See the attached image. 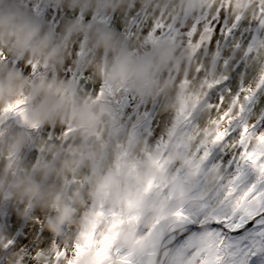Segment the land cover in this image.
<instances>
[{"label":"clouds","instance_id":"obj_1","mask_svg":"<svg viewBox=\"0 0 264 264\" xmlns=\"http://www.w3.org/2000/svg\"><path fill=\"white\" fill-rule=\"evenodd\" d=\"M218 14L239 25L219 55L216 34L206 50L146 39L199 22V42ZM262 80L264 0H0V264H215L217 248L238 264L235 238L264 213L235 231L213 218L234 203L229 159L264 163ZM162 232L175 239L161 251Z\"/></svg>","mask_w":264,"mask_h":264},{"label":"snow or ice","instance_id":"obj_2","mask_svg":"<svg viewBox=\"0 0 264 264\" xmlns=\"http://www.w3.org/2000/svg\"><path fill=\"white\" fill-rule=\"evenodd\" d=\"M139 14H137L138 16ZM221 19L218 14L212 21L214 23L216 20ZM165 25L156 26L153 25L150 32L156 35H164ZM239 25L236 23H229L225 20L224 27L220 29L221 37L224 44H227L234 33L238 30ZM200 30L199 22L193 24L191 30L187 32H180V36L187 42L189 47L195 46L196 48L203 47L206 50V46L211 43L215 35V29L212 24H207L203 28L205 35L200 36V41L196 39V34ZM216 49L218 53H221V40L216 41ZM238 70V69H237ZM264 84V80H262ZM244 90V82L240 81L237 87V93H241ZM245 108L242 113L241 121L244 119V113L250 112L258 102V98L255 95L245 96ZM264 122V116L261 118ZM241 125H237L240 127ZM264 141V135L260 137ZM264 156V153H261ZM208 153L204 154L206 158ZM232 162H235V168L230 173L225 196H234V203L231 210L220 216H216L213 219L217 223L221 220H226V227L230 230H237L243 228L244 225L249 221L253 220L254 217L261 213H264V163L258 164L250 153L244 152L241 154L240 160H235L233 158ZM242 202L251 203L254 207L242 206ZM176 216L180 217L182 213H175ZM183 219L186 224H195L196 221L184 216ZM205 223L204 221L200 222ZM254 227L249 229L243 236L236 237L235 240L238 245V253L240 256L238 264H264V218H260L254 221ZM163 233V232H162ZM209 236L213 240L222 241L223 237L220 233H209ZM173 240L175 237H171ZM231 239V238H229ZM102 249L100 251L106 250ZM217 256L215 258V264H232V262L227 261L225 258V253L222 248H217ZM120 264H131L127 257H122ZM200 264H209L207 260H201Z\"/></svg>","mask_w":264,"mask_h":264},{"label":"rangeland","instance_id":"obj_3","mask_svg":"<svg viewBox=\"0 0 264 264\" xmlns=\"http://www.w3.org/2000/svg\"><path fill=\"white\" fill-rule=\"evenodd\" d=\"M13 2L18 4L21 8H26L31 3V0H13ZM116 2H117V0H105V3H116ZM145 2L147 4V3L153 2V0H145ZM186 2H188L190 4H196V3H198V0H194V1L193 0H186ZM40 11L42 14H45L43 9H41ZM137 14H139V15L137 16ZM47 15H48V18L50 20H54L55 18H58V15L52 14L50 12L47 13ZM187 15L188 14L186 13L185 18H187ZM85 19H87V17L83 13H81L80 20L83 21ZM147 19H148V16H147V13L145 11L141 10L140 12L135 13V16H133L127 20L126 27L124 30V35L131 37L134 34H138L140 32V30L144 27V24H145ZM91 22H92V24L99 25L101 27H111L113 24L118 23V18H114L113 16L108 15V14H93L91 16ZM224 23H225V21L222 19H218L213 23L214 29L216 30L215 34L218 35V37H219V39H217V40H222L220 29H222L224 27ZM161 25H163V24H159V23L156 24V26H161ZM164 33H165L164 35H156L155 33H152L149 31L146 39L149 42H153V43L156 40H159L157 42V44H158L161 42H164V43L175 42V41H178L180 38V34H179L180 31L176 27H166L164 29ZM82 54L83 53H81V55ZM218 55H219V53H218ZM119 107L122 110L124 107V104L119 105ZM146 117H147V113H145L143 116L138 117L136 128L139 129L140 131H142L145 135H151L150 127L144 126V120ZM227 167L231 168V169L235 168V165L231 159H229V161L227 163ZM172 240L173 239L171 237H168L165 233H161L160 234V240H159L160 250L162 251L165 247H167L169 244H171ZM153 256H155V253H153Z\"/></svg>","mask_w":264,"mask_h":264},{"label":"trees","instance_id":"obj_4","mask_svg":"<svg viewBox=\"0 0 264 264\" xmlns=\"http://www.w3.org/2000/svg\"><path fill=\"white\" fill-rule=\"evenodd\" d=\"M194 1V0H193ZM159 40H156L154 43H157Z\"/></svg>","mask_w":264,"mask_h":264}]
</instances>
